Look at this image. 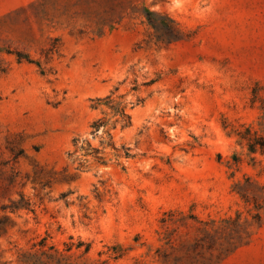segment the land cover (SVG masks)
Returning <instances> with one entry per match:
<instances>
[{
  "label": "rangeland",
  "instance_id": "374dc122",
  "mask_svg": "<svg viewBox=\"0 0 264 264\" xmlns=\"http://www.w3.org/2000/svg\"><path fill=\"white\" fill-rule=\"evenodd\" d=\"M262 141L264 0H0V264H264Z\"/></svg>",
  "mask_w": 264,
  "mask_h": 264
},
{
  "label": "trees",
  "instance_id": "16d2710c",
  "mask_svg": "<svg viewBox=\"0 0 264 264\" xmlns=\"http://www.w3.org/2000/svg\"><path fill=\"white\" fill-rule=\"evenodd\" d=\"M149 15V19H150V22H151V24L156 28V27H158V24H156V20H155V17H153V14H148ZM165 20H166V22H165V24L163 25L164 27H165V29L167 30V32H169V33H171V35H173L172 36V38H171V40H174V39H176L177 38V35H175L176 33H177V28H176V26L174 25V23L170 20V19H168V18H165ZM95 126H97V129H98V127H99V123L97 122V124H94V127ZM260 145L264 148V143H263V141L262 142H260ZM253 151V150H252Z\"/></svg>",
  "mask_w": 264,
  "mask_h": 264
}]
</instances>
